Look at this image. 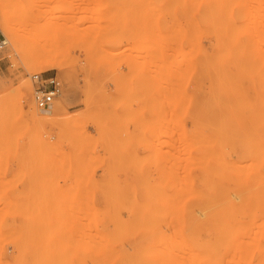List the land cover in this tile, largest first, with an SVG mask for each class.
I'll list each match as a JSON object with an SVG mask.
<instances>
[{"label": "rangeland", "instance_id": "374dc122", "mask_svg": "<svg viewBox=\"0 0 264 264\" xmlns=\"http://www.w3.org/2000/svg\"><path fill=\"white\" fill-rule=\"evenodd\" d=\"M0 31V264H264V0H0Z\"/></svg>", "mask_w": 264, "mask_h": 264}, {"label": "bare ground", "instance_id": "6f19581e", "mask_svg": "<svg viewBox=\"0 0 264 264\" xmlns=\"http://www.w3.org/2000/svg\"><path fill=\"white\" fill-rule=\"evenodd\" d=\"M25 33V32H24ZM24 35V34H22ZM53 35V34H52ZM23 37V36H22ZM52 38V39H51ZM23 39V43L18 44V43H14V46H16L18 48V50H20L23 54H25L26 56H29L32 58V60H34L33 64H35V66H38L39 68H44L46 70H52V69H58L60 67V64L57 61L56 58V50L53 49L54 47L52 45L51 42H53V37H48V35H46V33H43L42 30H34V31H26ZM51 39V42H50ZM21 40V39H20ZM54 43V42H53ZM49 44H52V48L50 46V50L49 49ZM57 45V44H56ZM59 46V45H57ZM60 47V46H59ZM58 47V48H59ZM54 51H53V50ZM225 49V48H224ZM17 50V49H16ZM59 50V49H58ZM62 51V50H61ZM60 51V52H61ZM19 52V51H18ZM222 52V51H221ZM228 53V52H227ZM228 55V54H227ZM226 55V56H227ZM25 56V57H26ZM61 56V55H60ZM223 58V57H222ZM59 59V58H58ZM38 64V65H37ZM54 105V104H53ZM37 107V106H36ZM56 110V105H54L53 109L48 110L46 112H44V114H48V115H53L54 112ZM32 115L34 117H36L35 114V110L33 109L32 111ZM47 117V116H46ZM52 117V116H48ZM37 118V117H36ZM62 120V119H61ZM209 255V254H208ZM205 256V255H204ZM211 256V255H210ZM202 258V257H201ZM205 258V257H204ZM203 258V259H204ZM212 258V257H211ZM210 258V259H211ZM210 259L208 260V262L210 261ZM213 262V259H211ZM207 261V260H206ZM200 262V261H199ZM203 262V261H202ZM201 262V264H202ZM211 262V261H210ZM209 262V263H210ZM215 262V260H214ZM208 263V264H209ZM200 264V263H199ZM207 264V263H206ZM214 264V263H213Z\"/></svg>", "mask_w": 264, "mask_h": 264}, {"label": "built area", "instance_id": "2783aa9c", "mask_svg": "<svg viewBox=\"0 0 264 264\" xmlns=\"http://www.w3.org/2000/svg\"><path fill=\"white\" fill-rule=\"evenodd\" d=\"M7 44L6 38L0 31V50ZM32 79L36 83L34 90V101L41 112L51 110L55 99L61 94V83L55 76H44L34 74Z\"/></svg>", "mask_w": 264, "mask_h": 264}]
</instances>
